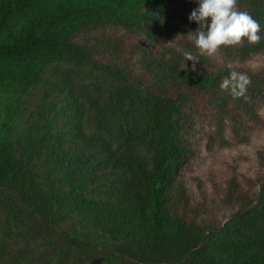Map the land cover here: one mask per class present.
Instances as JSON below:
<instances>
[{
    "label": "trees",
    "instance_id": "16d2710c",
    "mask_svg": "<svg viewBox=\"0 0 264 264\" xmlns=\"http://www.w3.org/2000/svg\"><path fill=\"white\" fill-rule=\"evenodd\" d=\"M197 7L198 0H0V264L32 259L10 249L13 237L42 242L40 264H264V167L257 195H240L242 207L221 224L188 214L178 180L192 154L190 89L207 93L219 143L245 142L262 124L264 70L245 67L251 83L239 99L220 84L229 63L264 54V0H238L260 25L259 43L221 46L219 59L199 56L193 70L183 52H197L188 34L198 28L188 19ZM110 26L142 34L132 68L144 84L96 58L120 57V38H78Z\"/></svg>",
    "mask_w": 264,
    "mask_h": 264
},
{
    "label": "rangeland",
    "instance_id": "374dc122",
    "mask_svg": "<svg viewBox=\"0 0 264 264\" xmlns=\"http://www.w3.org/2000/svg\"><path fill=\"white\" fill-rule=\"evenodd\" d=\"M190 2L195 4L197 0H190ZM99 33L120 38L121 52L120 57L105 54L104 58H101V55L96 58L119 64L126 69L132 80L144 84L145 75H140V72L134 69L138 66L140 53L133 49L136 43H141L142 34L138 31H126L120 26H110L98 31L83 32L78 38L88 40ZM174 38L169 35L166 40ZM219 56L215 55L218 59ZM229 65L233 66V71L239 73H244L245 67L264 70V54L254 56L251 60L242 63L235 62ZM86 69H92V67L87 66ZM94 73L96 71L87 74L85 72L83 80H93ZM29 94L31 96L26 108L31 109L41 91L36 89ZM187 94L189 96L185 112L191 121L189 135L192 154L179 168L178 180L184 185L188 196V214L207 223L221 224L242 207L238 204L239 201L236 202L240 195L254 197L259 191L264 167V103L259 109L262 124L250 129L245 142L226 144L219 143L212 137L216 130L212 116L214 107L209 103L207 93L203 90L190 89ZM26 117L24 113L17 119L18 129L24 126ZM5 217V212L0 208V221ZM11 230L16 231V228L12 226ZM18 246L22 247V251L32 254L30 257L32 259L28 263L21 261V264H40L37 254L45 247L42 242L27 244L22 239H14V237L9 240L12 251ZM3 258L6 259L4 256ZM88 264L94 263L88 262Z\"/></svg>",
    "mask_w": 264,
    "mask_h": 264
},
{
    "label": "clouds",
    "instance_id": "9594fccd",
    "mask_svg": "<svg viewBox=\"0 0 264 264\" xmlns=\"http://www.w3.org/2000/svg\"><path fill=\"white\" fill-rule=\"evenodd\" d=\"M198 4L188 17L198 25L188 33L197 52H183L185 61L192 62L193 70L199 56L213 57L221 46H238L245 39L249 44L259 43L260 25L247 11L239 10L238 0H198ZM208 20L210 23H206ZM250 83L247 74L232 71L222 80L220 88L228 91L233 99H239L245 97Z\"/></svg>",
    "mask_w": 264,
    "mask_h": 264
}]
</instances>
